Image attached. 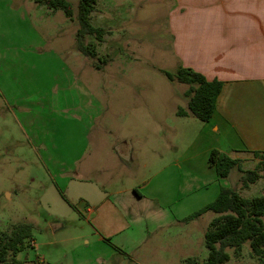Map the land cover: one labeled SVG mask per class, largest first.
I'll return each mask as SVG.
<instances>
[{
  "label": "rangeland",
  "instance_id": "1",
  "mask_svg": "<svg viewBox=\"0 0 264 264\" xmlns=\"http://www.w3.org/2000/svg\"><path fill=\"white\" fill-rule=\"evenodd\" d=\"M68 1L76 9L79 0ZM170 5L171 0H96L91 22L110 30L96 47L100 60H94L100 67L96 68L91 57L77 52V23L62 21L63 11L47 15L45 7H35L32 0H0V233L27 222L38 241L53 238L45 231L53 220L47 215V200L55 195L48 190L52 179L45 168L53 171L71 160L73 152L34 151L30 138L37 132L49 141L62 131L87 132L91 148L119 144L136 160L129 182L150 179L151 188L158 186V201L144 193L143 205H150L152 214L126 220L132 223L130 232L142 241L137 249L125 241L126 233L104 237L118 252L108 264L201 261L208 253L204 233L215 214L207 211L188 221L184 218L213 201L220 187L235 188L244 197L264 195V178L242 188L235 168L221 178L201 165L191 170L182 164L166 167L154 179L153 174L175 157L193 153L202 126L190 113L177 114L187 111V85L170 81L161 72L178 69L168 28ZM239 159L244 169H253L261 160L253 154ZM142 162L149 163L151 172L141 168ZM175 187L177 196L181 189L177 204L171 199ZM164 190L165 198L159 196ZM66 223L55 238L68 241L41 246L39 251L29 247L17 258L23 264L93 262L94 253L89 252L97 253L98 248L70 239L86 231L87 223L74 213ZM229 252L230 260L224 264H264V256H252L247 243L239 255ZM60 253L66 254L62 260ZM37 255L44 261L39 262Z\"/></svg>",
  "mask_w": 264,
  "mask_h": 264
},
{
  "label": "crops",
  "instance_id": "2",
  "mask_svg": "<svg viewBox=\"0 0 264 264\" xmlns=\"http://www.w3.org/2000/svg\"><path fill=\"white\" fill-rule=\"evenodd\" d=\"M45 10L47 15L57 11L46 7ZM65 20L71 19L64 15L62 21ZM168 28L178 68L193 69L207 80L222 82V87L211 118L201 121L193 153L186 152L183 159L181 155L175 157L153 174L154 179L166 167L182 164L191 170H198L201 165L219 177L208 161L212 149L236 158L254 151L264 152V0H171ZM30 141L36 152H55L59 148L73 152L71 160H65L53 171L51 167L45 168L52 179L48 190L55 193L52 201L47 200V215L53 220L45 231L53 238L40 242L33 237L34 250L68 241L69 238L56 239L55 233L68 226L66 220L71 213L86 222L88 228L70 239H80L86 248L99 250L89 252L94 256L88 264H108L117 257L118 252L106 244L104 237L126 233V242L134 243L131 246L135 249L140 246L142 241L130 232L132 223L126 220L152 214L150 205H143L145 194L151 195V200L161 198H155L158 186L151 188L150 179L129 182L136 161L131 150L116 143L108 144L106 149L99 148V144L91 148L87 132L79 135L69 130L50 141L37 132ZM148 166V162L141 163L144 171L151 172ZM174 189L171 199L177 204L181 189L178 196ZM159 196L165 198L167 192L164 190ZM36 259L44 261L43 256L37 255Z\"/></svg>",
  "mask_w": 264,
  "mask_h": 264
},
{
  "label": "trees",
  "instance_id": "3",
  "mask_svg": "<svg viewBox=\"0 0 264 264\" xmlns=\"http://www.w3.org/2000/svg\"><path fill=\"white\" fill-rule=\"evenodd\" d=\"M38 6L51 10H61L64 15L77 23L75 31V48L77 52L100 61L96 47L104 41L110 30L94 26L91 13L95 10L96 0H79L76 9L68 0H33ZM91 38V40H87ZM103 62V61H102ZM100 68L98 64H94ZM170 81L187 85L185 95L188 98L187 111L178 110V115L190 113L196 119L207 122L216 106V98L221 91L222 82L207 80L201 73L186 67H179L175 73L161 71ZM261 160L253 169H244L242 160L212 149L208 155L209 163L214 167L217 176L226 178L232 169L240 173L242 188L264 178V152H252ZM207 211L215 216L204 233V245L207 256L201 261L187 258L188 264H224L230 260V250L239 255L244 244L249 246L250 254L264 256V195L242 196L235 188L220 187L215 199L184 218L191 220ZM33 225L27 222L12 224L0 233V264H23L17 258L18 253L31 247ZM108 241V239H106Z\"/></svg>",
  "mask_w": 264,
  "mask_h": 264
},
{
  "label": "built area",
  "instance_id": "4",
  "mask_svg": "<svg viewBox=\"0 0 264 264\" xmlns=\"http://www.w3.org/2000/svg\"><path fill=\"white\" fill-rule=\"evenodd\" d=\"M33 244H32V242H31V246H32Z\"/></svg>",
  "mask_w": 264,
  "mask_h": 264
}]
</instances>
